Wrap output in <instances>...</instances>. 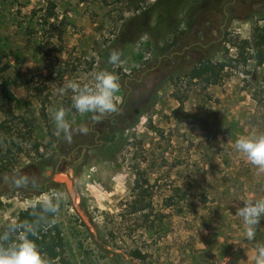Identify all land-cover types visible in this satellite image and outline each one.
Returning a JSON list of instances; mask_svg holds the SVG:
<instances>
[{
    "label": "rangeland",
    "instance_id": "obj_1",
    "mask_svg": "<svg viewBox=\"0 0 264 264\" xmlns=\"http://www.w3.org/2000/svg\"><path fill=\"white\" fill-rule=\"evenodd\" d=\"M218 1L0 0V82L17 97L0 94V248L6 236L26 248L13 264H51L14 228L41 201L73 264L264 259V62L231 44L264 25V0L229 16L223 36ZM164 53L172 70L148 103L96 141L89 125L114 113L125 75ZM203 58L218 84L187 77ZM65 138L88 145L32 189L45 155H68Z\"/></svg>",
    "mask_w": 264,
    "mask_h": 264
},
{
    "label": "trees",
    "instance_id": "obj_2",
    "mask_svg": "<svg viewBox=\"0 0 264 264\" xmlns=\"http://www.w3.org/2000/svg\"><path fill=\"white\" fill-rule=\"evenodd\" d=\"M231 44L237 48V58L240 57V59L246 60L247 57H242V51L247 47H251L256 52L257 64L263 63L264 25H257L253 28L251 39L244 38L231 41ZM222 59L225 62L227 61L224 56ZM186 73L188 78L202 80L205 84H218L222 79L217 64L211 62L209 58L198 60L187 69ZM0 94L11 101L17 98L7 79L0 82ZM55 214L56 210L50 203L46 201L38 202L35 206H29L19 211L17 215L18 225L14 228L16 233L21 232L25 238L31 241L37 248V253L45 256L51 264H73L66 254L64 237L55 221ZM5 238L6 241L3 242V247L0 248V264H13L26 252V248L21 241V244H13L12 242L15 240L13 237L8 239L6 236ZM238 253L239 249H232L230 252L231 259L235 260ZM132 254L138 257L142 253L133 250ZM229 264H233L232 261ZM256 264H264V259Z\"/></svg>",
    "mask_w": 264,
    "mask_h": 264
},
{
    "label": "flooded vegetation",
    "instance_id": "obj_3",
    "mask_svg": "<svg viewBox=\"0 0 264 264\" xmlns=\"http://www.w3.org/2000/svg\"><path fill=\"white\" fill-rule=\"evenodd\" d=\"M255 1L256 0L218 1L217 9L222 14V17H220V30L222 36L225 32V26L228 23L229 16L236 15L239 12H244L247 9L252 10ZM181 39L182 40L178 39L177 43L175 44L176 47H178L179 43L184 41L185 38ZM191 45L194 46V43L185 45L181 51H172V54H176L175 58L177 59L187 49H189ZM194 52H197V50H194ZM165 57L172 58V55H169L168 53L162 54L154 67L146 68V70L142 71L138 76H133L131 74L125 75V79L122 82V100L114 113L112 115L106 116L100 115L89 125L90 131L95 132L96 141L102 143L104 135H107V133H109L111 129H114L118 122H122V125H125L141 112V106L146 105L151 99L154 91H156L158 88L159 82L163 79L165 71L168 74L172 70L171 66L167 62H163V58ZM157 70H160L159 74L154 73ZM98 121L99 123H97ZM65 141L70 149L68 155L58 152H55L52 155L47 154L42 159L44 167L41 172H37L36 167H33L35 170L31 171L33 176V181L31 182L32 189L37 188L39 185H41L42 181L44 182V184H46L51 178V174L55 172V170H57L59 167H63L65 164V160H69L71 158L73 151L78 149L80 153V149L85 148V145H88V143H80L71 146L69 139L65 138ZM46 170H49V172H47ZM23 180L24 179H21V177L18 178L15 184L16 187L24 186ZM7 181L10 182L11 180L8 178Z\"/></svg>",
    "mask_w": 264,
    "mask_h": 264
}]
</instances>
